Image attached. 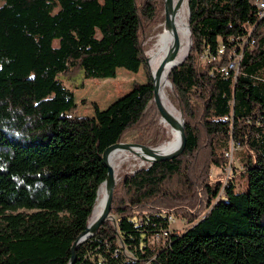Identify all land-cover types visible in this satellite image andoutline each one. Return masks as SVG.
I'll return each mask as SVG.
<instances>
[{"label": "trees", "instance_id": "16d2710c", "mask_svg": "<svg viewBox=\"0 0 264 264\" xmlns=\"http://www.w3.org/2000/svg\"><path fill=\"white\" fill-rule=\"evenodd\" d=\"M164 4L0 0V264H68L107 175L105 148L132 128L152 143L166 138L148 68L147 82L105 108L95 103L92 115L77 114L75 97L87 78L86 93L114 96L132 79L116 78L119 67L148 66L142 42ZM189 6L191 48L168 75L186 148L119 174L117 223L83 241L74 264H264V18L251 0ZM234 52L238 69L226 74ZM232 141L243 148L242 185L233 176L221 195L212 169L229 164ZM171 213L190 225L171 231Z\"/></svg>", "mask_w": 264, "mask_h": 264}, {"label": "bare ground", "instance_id": "6f19581e", "mask_svg": "<svg viewBox=\"0 0 264 264\" xmlns=\"http://www.w3.org/2000/svg\"><path fill=\"white\" fill-rule=\"evenodd\" d=\"M177 2L178 0H172V6H174V8L170 6L168 11L169 17L173 19V24L169 25L167 23V13L164 11L166 17L155 28L156 33L152 37L153 43L148 49H146V54L148 56L149 65L151 66L150 68H152V73H155L160 61L171 51L175 45V32H177L180 39V49L177 58H183L190 48L192 34L189 25V2L188 0H183L179 5H177ZM171 64L172 63L169 62L165 66L159 78L161 98L167 111L173 115L177 121L182 122V113L170 98L167 89V86L170 84L168 75L170 69L172 68ZM163 123L167 127L168 131L171 132V138L158 145L152 146L154 152H165L172 150L180 143V127L178 125H173L164 119ZM115 151L117 152L115 153ZM131 157H138L143 161H148L154 157V154L148 152L143 146L139 145H135L132 148L127 146H118L112 149L108 158L109 162L115 168L118 181L120 179L119 174L121 173L124 162L129 160ZM106 197L107 190L105 186H101L90 223L93 222V220L102 212L105 206ZM112 218L113 215L110 216V219Z\"/></svg>", "mask_w": 264, "mask_h": 264}, {"label": "rangeland", "instance_id": "374dc122", "mask_svg": "<svg viewBox=\"0 0 264 264\" xmlns=\"http://www.w3.org/2000/svg\"><path fill=\"white\" fill-rule=\"evenodd\" d=\"M162 15H164V18L166 17L165 14H162ZM164 18H163V20H164ZM158 25L159 24H157V26ZM157 26L153 25L151 30L147 33L148 34V38L143 40L144 52L153 43L152 42V37L156 33L155 28ZM146 55L147 54H145V56ZM203 60L206 61V57L205 56L203 57ZM150 67L151 66L149 65V62H148V66L147 67L143 66L137 72L133 71V70H130V69L126 68V67H119L118 70H120V71L118 73V70H117V75L115 77L116 78L117 77H122V76L125 75V72H130L131 73V78H132L130 84L124 90H122V88H121L119 93H117L114 96L108 97V92L105 93L106 96L102 100H99L96 97H94L93 95H91L89 93H86L85 87H86L87 83L89 81H92V79H93V78H87L85 80V86L83 88H76L75 89V97H76V101L78 103L77 114H79V115H92V114H94V104L95 103H97L100 108H105L110 103H112L115 99H117L118 97L124 95L129 90H131L133 85H134V82H147V80H148L147 68L150 70V72L152 74V71H151L152 68H150ZM115 77H110V78H115ZM115 88H118L117 85L115 86ZM167 89H168V93H169L170 98L172 99L174 104L177 106V108L181 111V107H179L178 100L176 99V96H175V93H174V87L172 88L170 86V84H169V86H167ZM103 90L105 91V88H103ZM83 100H86V102H83ZM161 121H163V120L161 119ZM163 125H164V127L166 129L167 136L161 142L152 143L149 140H146V138L141 134V132L139 131L138 128H132V129L128 130L125 133L124 137L122 138V141H124V142H141V143L149 144L151 146L158 145V144L168 140L169 138H171V132L168 131V129L165 126L164 123H163ZM230 144H232V142ZM234 146L237 147L235 144H234ZM242 151H243V148L241 146L237 147L236 149L234 148L233 149V155H232V157L230 159L229 164H227L223 169L217 168V167H214L212 169L213 176L215 178L216 177L222 178L223 183L226 180H230L231 177L234 176V179L236 178V188L237 189H240L241 185H242L241 178H240V180L237 179V177L239 176V172L241 170V164L239 162V155L242 153ZM142 161L143 160L141 158H138V157L129 158V160H126L124 162L123 167L121 169V172L122 171H134L141 165L149 164V160L148 161H143V162ZM233 161H234V166L232 165ZM244 181H246L245 177H244ZM113 214L116 217V220L115 221L114 220H109V221H111V222L116 224L117 223V219H118V215L115 214V213H113ZM171 214H173V216L175 217V219L172 220L171 225H170L171 231H173V232H182L190 225V222L183 215H177V214H174V213H171ZM150 241H151V243H156V244L160 243L158 241V237H157L156 234L151 236ZM119 244H120V246L123 247V252H124V254H126L127 258L134 257V251L128 245L124 244L121 240H119ZM142 264H152V263L149 262V261H146V262H144Z\"/></svg>", "mask_w": 264, "mask_h": 264}, {"label": "water", "instance_id": "95a60500", "mask_svg": "<svg viewBox=\"0 0 264 264\" xmlns=\"http://www.w3.org/2000/svg\"><path fill=\"white\" fill-rule=\"evenodd\" d=\"M183 0H178L177 5H179ZM165 4H164V11L167 13V23L169 25L173 24V19L169 17L168 11H169V7L172 6V0H164ZM189 2V0H188ZM172 8H174V6H172ZM190 15H191V11H190V6H189V25H190ZM264 18V17H263ZM191 29V28H190ZM192 34V32H191ZM191 44H192V40H191ZM191 44H190V48H191ZM143 45V42H142ZM190 48L187 52V54L181 58L178 59V52L180 49V39L179 36L177 34V32H175V45L173 46V48L171 49V51L160 61L159 65L156 68L155 73H152V77H153V86H154V96L151 99L152 101H155L158 109L160 111L161 114V119L166 120L168 122H170L173 125H178L180 127L181 130V135H180V143L179 145L169 151H165V152H154L153 148L151 145L146 144V143H141V142H124L122 140L114 142L110 145H108L104 152H103V160L107 166V175L106 178L103 180V182L100 184L99 189H98V194H97V199H98V195H99V191H100V187L101 186H105L106 190H107V197H106V201H105V206L102 210V212L93 220V222L90 223V219L92 217L95 205L93 207L89 222L87 224V226L78 234L77 238L75 239V241L73 242L72 245V255L70 258V261L68 264H74L76 259H77V248L78 246L85 241L88 237L94 235L97 230L99 229V227L106 221L109 220H116V217L114 216V214L112 213V207H113V198H114V192L116 189V186L118 184V180L116 177V173H115V168L114 166L109 162V153L111 152L112 149H114L115 147L118 146H127V147H133L135 145H139V146H143L148 152H151L152 154H154V157L149 160V164H152L155 161L158 160H164V159H169V158H173L175 156H178L180 154H182L186 148L187 145V133L185 130V116L183 111L181 110L182 113V122L177 121L173 115H171L167 109L165 108L162 98H161V92H160V84H159V78L165 68V66L171 62V69L170 72L173 68H175L176 66H178L179 64H181L184 59L187 57V55L189 54ZM145 54H146V50H145ZM146 61L148 62V56L146 55ZM169 72V74H170ZM170 80V79H169ZM170 86L173 88V83L170 80ZM181 107V105H180ZM113 215V218L110 219V216Z\"/></svg>", "mask_w": 264, "mask_h": 264}, {"label": "built area", "instance_id": "2783aa9c", "mask_svg": "<svg viewBox=\"0 0 264 264\" xmlns=\"http://www.w3.org/2000/svg\"><path fill=\"white\" fill-rule=\"evenodd\" d=\"M251 2L257 7V12H258V15L260 18L264 17V0H251ZM250 46H253V40L250 41L249 43ZM223 48L220 49V51H222ZM241 57V52H234V59L229 63V65L227 66H224L221 68V70L228 74L229 73V69H234V70H237L238 68V61ZM233 145H234V141H232V144H231V148L229 150L226 151V154L230 157H232L233 155ZM230 183V180H226L224 183H223V186L221 188V191H220V194H224V191H225V188L226 186H228ZM169 219L172 221L173 219H175V217L173 216V214H170L169 215ZM164 235H167L168 234V231H164L163 233ZM160 238L158 237V240Z\"/></svg>", "mask_w": 264, "mask_h": 264}]
</instances>
